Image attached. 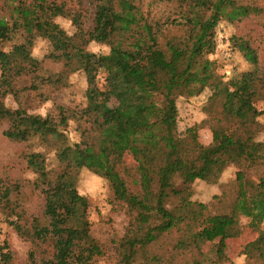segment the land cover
Here are the masks:
<instances>
[{
  "label": "trees",
  "instance_id": "trees-1",
  "mask_svg": "<svg viewBox=\"0 0 264 264\" xmlns=\"http://www.w3.org/2000/svg\"><path fill=\"white\" fill-rule=\"evenodd\" d=\"M160 1L165 5L162 17L150 15L152 1L98 0L89 26L81 11L53 0H9L11 8L0 15V91L18 93L14 80L28 73L25 58L39 37L65 50L70 56L66 70H83L88 80L87 104L82 109L68 111L59 105L55 115L30 116L32 127L5 131L14 140L37 137L58 142L59 169L49 167L43 152L25 154L33 171L50 173L56 183L43 210L49 222L33 219V240L69 231L81 242L80 264H96L102 249L90 233L89 201L76 187L77 174L86 168L106 178L114 199L125 203L134 215L122 243L124 264H135L139 249L183 225L191 229L197 244L219 238L218 253L224 256L225 240L238 233V212L259 231L244 253L249 261L264 264V229L260 227L264 223V174L257 180L247 175L254 166L264 164V141L255 136L260 115L256 101L264 99V65L252 43L237 35L231 37L232 45L252 64L251 70L225 81L210 57L217 49L216 28L230 0ZM59 16L70 17L76 27L73 34L57 22ZM91 42L105 44L109 50L91 52L87 49ZM100 70L123 81V92L113 107L105 105L98 86ZM59 74L55 82L62 81ZM209 87L210 99L219 100L220 106L217 121L211 125L212 141L204 145L196 125L179 130L177 99L203 95ZM31 88L38 86L34 83ZM71 119L86 121L78 127L79 140L67 133ZM126 153L137 162L133 172L125 165ZM230 164L239 167L233 208L230 213L206 215V204L190 199V187L197 179L216 180ZM177 179L182 180V187H176ZM172 197L179 203L169 206ZM58 218L67 219L68 226L56 227ZM191 223L198 228L193 230ZM14 224L19 231L26 229L19 221ZM8 257L2 253L1 261L7 262ZM30 259L38 264L34 252ZM51 262L44 259L43 264Z\"/></svg>",
  "mask_w": 264,
  "mask_h": 264
},
{
  "label": "rangeland",
  "instance_id": "rangeland-1",
  "mask_svg": "<svg viewBox=\"0 0 264 264\" xmlns=\"http://www.w3.org/2000/svg\"><path fill=\"white\" fill-rule=\"evenodd\" d=\"M53 1L64 3L66 8L72 11H81L85 15V24L89 26L98 0ZM145 1H152L150 15L164 16L165 5L160 0ZM8 2L9 0H0V15L7 13L11 8ZM56 20L69 34L76 31L70 17L59 16ZM233 35L248 39L256 48L261 65H264V0H230L222 11L216 28L218 46L210 57L216 61L218 72L225 81L232 77L238 78L253 68L232 45ZM5 44L10 48V42ZM87 49L101 53L107 52L109 47L91 42ZM69 60L70 56L65 50L53 48L47 39L39 37L31 53L25 58L28 73L14 80L18 93L0 91V264H33L30 259L32 252L38 264H43L44 259H51V264H80L81 242L75 234L66 231L54 238L48 236L49 238L40 240H33L31 234L34 218H38L41 224L49 222L43 210L46 200L56 191V183L50 173L40 175L33 171L28 166L25 154L29 151L43 152L49 167L59 169L60 164L55 154L57 140L50 138L49 142H45L34 137L19 141L5 134L6 130L32 127L33 119H30V116L55 115L59 105L67 107L68 111L80 110L86 106L87 75L83 70H66ZM59 73L62 74V81L55 82ZM36 74L40 75V78L36 77ZM48 78H51L50 83ZM34 83L37 84V89L31 88ZM97 83L103 91L105 105H117L123 92V81L119 77H108L107 72L100 70ZM209 90L200 96L185 95L177 99L179 130L185 132L188 127L196 125L199 140L204 145L212 141L211 125L217 121L216 109L220 106L219 100L214 101L213 97L210 99L213 91L210 87ZM256 107L260 115L256 120L255 136L258 141H264V99L257 100ZM81 125H86L84 119L69 120L67 133L70 139H80L78 127ZM124 162L133 172V166L137 162L131 153L124 155ZM238 170L237 165L230 164L216 180L197 179L190 187V199L206 204V215L230 213L236 199ZM261 174H264V164L256 165L247 171L248 177L255 180ZM76 187L89 201L90 233L102 249V254L96 258L95 263L124 264L125 248L122 243L129 233L134 215L125 203L114 199L109 181L89 169L79 171ZM176 187H182V180H176ZM176 203H179V199L172 197L169 206ZM15 221H19L27 230L19 231ZM191 224L193 230L198 228L197 224ZM55 226L66 228L68 221L58 218ZM260 227L264 229V223ZM189 229L183 225L179 229L162 234L144 249H139L135 264H194L196 260H199L200 264H256L252 260L249 261L244 252L247 244L258 237L259 231L250 224V218L240 212L235 229L238 233L225 240L224 256L218 253L219 238L213 241L203 239L197 244ZM182 240L185 241L184 245L179 246ZM2 253L9 255L5 263L1 261Z\"/></svg>",
  "mask_w": 264,
  "mask_h": 264
}]
</instances>
